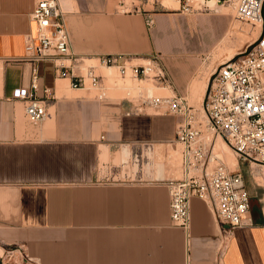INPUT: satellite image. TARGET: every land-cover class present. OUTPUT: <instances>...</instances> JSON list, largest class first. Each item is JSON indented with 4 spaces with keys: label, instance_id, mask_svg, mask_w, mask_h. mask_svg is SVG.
I'll use <instances>...</instances> for the list:
<instances>
[{
    "label": "crops",
    "instance_id": "0c3cea01",
    "mask_svg": "<svg viewBox=\"0 0 264 264\" xmlns=\"http://www.w3.org/2000/svg\"><path fill=\"white\" fill-rule=\"evenodd\" d=\"M36 2L0 0V248L23 247L17 264H264V210L251 209L252 223L237 228L221 253L210 202L193 197L190 227L173 223L167 182L177 168L167 156L181 116L132 112L131 100L102 104L81 94L86 88L74 87L70 74L60 76L52 59L40 64L36 90L48 96L50 116L28 120L12 93L31 85L26 38L37 32ZM66 21L75 56L147 53L130 18ZM172 28L159 18L156 44L164 52L177 43ZM166 62L171 83L164 87L182 95L192 67Z\"/></svg>",
    "mask_w": 264,
    "mask_h": 264
},
{
    "label": "built area",
    "instance_id": "2783aa9c",
    "mask_svg": "<svg viewBox=\"0 0 264 264\" xmlns=\"http://www.w3.org/2000/svg\"><path fill=\"white\" fill-rule=\"evenodd\" d=\"M179 10L202 11L209 1L231 3L240 21L260 24L256 41L248 46L246 54L221 64L212 74L207 97L203 102L205 124L198 109L188 104L185 97L174 93L166 96L140 94L132 101V112L145 107L163 109V112L182 117L177 127L176 140L183 144L184 171L181 177L167 182L170 193L171 217L175 225L188 229L191 224V199L195 196L210 202L221 226L220 253L234 231L252 223V196L239 171H229L224 161L214 154V136L222 137L240 158L264 165V0H176ZM182 10V11H183ZM64 10L58 0H37L32 19L37 24L36 35L26 38L27 58L33 62L31 85L13 90L12 98L24 102L25 114L31 123L39 124L49 116L47 99L36 94L42 62L55 60L60 76L70 74L74 87L86 88L87 80L101 87L103 76L95 66L85 73L72 61L78 58L70 49V32ZM147 24L153 26L154 19ZM146 63H133L128 54H103L101 65L113 66L120 76L143 81L153 80L168 85L171 76L161 55L145 58ZM69 61L70 63H66ZM0 264H17L24 254L21 246L4 249Z\"/></svg>",
    "mask_w": 264,
    "mask_h": 264
},
{
    "label": "rangeland",
    "instance_id": "374dc122",
    "mask_svg": "<svg viewBox=\"0 0 264 264\" xmlns=\"http://www.w3.org/2000/svg\"><path fill=\"white\" fill-rule=\"evenodd\" d=\"M65 17L75 15H111L113 17L123 16L131 19V25L141 27L144 32V39L148 43L144 56L132 55L133 63H146L145 58L152 54H159L163 58L164 65L167 58H175L183 61L192 67V75L188 79L186 90L182 93L188 104L198 109V115L204 117L203 102L207 97L210 86V77L213 72L223 62L228 61V57L235 55L234 60L242 57L259 35V26L256 23L243 22L237 19L236 11L229 2L216 5L221 12L211 9L202 11L179 10L166 7H178L176 0H58ZM166 3L164 7L161 3ZM170 3V4H169ZM174 5V6H173ZM163 17L168 23L173 24L172 34L177 42L173 47L165 48L164 52L156 44V37L162 38V33L158 29L159 18ZM153 18V26L147 24V19ZM72 32V31H71ZM253 38V39H252ZM253 41V42H251ZM240 47V48H239ZM231 48V49H230ZM164 49V50H165ZM237 53V54H236ZM78 60L72 61L76 65L75 71L86 72L90 65L95 66V72L103 76L101 87L90 85L87 80V87L80 91L88 97H102V104H116L123 100L136 102L140 94L153 96L172 95L170 88L157 84L153 80H137L130 76L123 79L117 68L110 71L102 67L99 57L76 56ZM141 57V58H139ZM144 57V58H142ZM94 58V60H90ZM66 63H70L66 61ZM111 74L112 77L106 76ZM207 80L208 86H204ZM112 88L109 89V87ZM154 89V94L149 93V89ZM151 112L163 109L150 107ZM203 124L205 121L201 118ZM214 154L219 156L227 165L229 171H239L242 173L245 184L252 196V210H264V165L259 162L244 160L228 145L221 137L214 136ZM176 149L168 146V162L177 168L175 178L182 176L183 164V144L177 143ZM229 149V150H228ZM227 150V151H226ZM222 151V152H221ZM220 152V153H219ZM228 153V154H227ZM230 154V155H229ZM172 155V157H170ZM231 159V160H230ZM172 160V161H170ZM233 164V165H232ZM0 254L6 257V252L0 248ZM1 260V259H0ZM6 260V259H5Z\"/></svg>",
    "mask_w": 264,
    "mask_h": 264
},
{
    "label": "bare ground",
    "instance_id": "6f19581e",
    "mask_svg": "<svg viewBox=\"0 0 264 264\" xmlns=\"http://www.w3.org/2000/svg\"><path fill=\"white\" fill-rule=\"evenodd\" d=\"M164 1H165V0H163V2H164ZM163 2H162L163 5H165V4L167 3V2H166V3L164 4ZM176 2L179 4L178 1H176ZM169 4H170V3H169ZM208 5H209V9H211V10H220L219 8L216 7L217 4H216L215 2H213V1H209V2H208ZM166 6H167V5H166ZM173 6H174V5H173ZM174 7H175V6H174ZM178 8H179V6H178ZM258 26H259V29H260V24H258ZM259 32H260V31H259ZM252 39H253V38H252ZM251 42H253V41H251ZM248 46H249V45H248ZM239 48H240V47H239ZM230 49H231V48H230ZM236 54H237V53H236ZM234 57H235V55H232V56L228 57L227 60H228V61H229V60H233ZM90 60H94V59L92 58V59H90ZM226 62H227V61H226ZM224 63H225V62H223V64H224ZM102 67L107 68V70L110 69V71L113 70V69H115V67H113V66H105V65H102ZM106 76L109 78V81H110L112 75H111V74H110V75L107 74ZM211 81H212V77H211L210 82H211ZM110 88H112V86H110L109 89H110ZM164 88H165V87H164ZM153 92H154V89L150 88V89H149V93H153ZM153 94H154V93H153ZM202 109H203V108H202ZM203 112H204V110H203ZM200 117L203 118V116H200ZM218 137H220V136H218ZM221 138H222V137H221ZM222 139H223V138H222ZM223 140H224V139H223ZM162 145H163V144H162ZM104 147H105V146H104ZM103 150H104V149H103ZM106 150H107V149H106ZM228 150H229V149H228ZM226 151H227V150H226ZM221 152H222V151H221ZM219 153H220V152H219ZM164 154H165V153H164ZM227 154H228V153H227ZM229 155H230V154H229ZM170 157H172V155H171ZM104 159H105V158H104ZM230 160H231V159H230ZM170 161H172V160H170ZM232 165H233V164H232Z\"/></svg>",
    "mask_w": 264,
    "mask_h": 264
}]
</instances>
